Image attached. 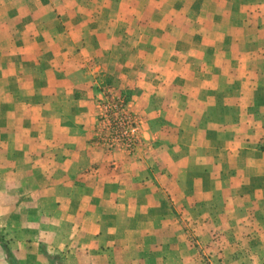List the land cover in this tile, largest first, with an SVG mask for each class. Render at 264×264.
I'll use <instances>...</instances> for the list:
<instances>
[{"label": "crops", "instance_id": "0c3cea01", "mask_svg": "<svg viewBox=\"0 0 264 264\" xmlns=\"http://www.w3.org/2000/svg\"><path fill=\"white\" fill-rule=\"evenodd\" d=\"M25 17L0 30V72L15 78L0 97V264H11L4 245L16 264H206L189 257L188 224L211 234L199 248L224 252L207 264H264V65L251 64L264 59L259 27L234 41L251 47L228 61V84L189 81L199 69L189 59L152 75L141 61L121 86L131 85L142 120L131 155L99 142L106 68L87 64L109 51L89 42L109 36L57 31L49 40L65 46L42 56L34 48L45 36L24 31Z\"/></svg>", "mask_w": 264, "mask_h": 264}, {"label": "rangeland", "instance_id": "374dc122", "mask_svg": "<svg viewBox=\"0 0 264 264\" xmlns=\"http://www.w3.org/2000/svg\"><path fill=\"white\" fill-rule=\"evenodd\" d=\"M263 4L264 0H0V30L11 31L18 27L15 19L26 16L29 25L24 26V31L45 36L34 48L42 56L44 50L65 46L57 47L56 42L49 40L57 31L109 36L107 40L97 42V45L94 41L89 42V48L97 51L100 48L106 49L109 55H91L93 58L87 65L89 68L100 63L105 65L106 70L102 73L104 91L111 93L130 92L128 88L131 85H125L124 88L121 86L124 82L131 83L132 78L136 77L134 69L137 70L143 64L141 61L151 66L152 75L155 70L162 74L167 61L175 67L173 72H179L181 63L185 64L184 60L189 59L191 63L185 65H194V62L199 65L197 71L189 72V81H205L211 76V80L220 81L223 85L236 80L233 74L227 73L228 61L232 65L242 62L244 58L239 52L251 47L234 42L237 37L252 32L255 34L256 30L252 27H259L263 41L255 46L258 48L264 45ZM18 6L19 9L16 8ZM71 19L86 21L75 24L69 21ZM33 21L38 22L33 24ZM215 46H218L217 52ZM26 50L29 53L31 49L27 46ZM123 50L126 54L122 53ZM221 51H229V55L224 53L225 57ZM188 52V57H181ZM251 61L253 66L264 65V59L256 55L252 56ZM121 66H124L123 72ZM211 68H214V74L210 73ZM115 76L118 80L117 85L113 86ZM14 81L10 72H0V97L9 96V90L5 89ZM223 107L226 106L220 105L221 114L225 112ZM235 107L243 108L238 105ZM256 107L260 111L262 106ZM207 111H212L211 106ZM202 220L204 224L208 223L209 216L205 215ZM187 230L188 239L196 248L190 251L189 257H199L207 264L212 255L216 258L224 256L223 250L210 251L198 247L200 244L197 241L205 245L204 242L211 240V234H204L201 238L189 224Z\"/></svg>", "mask_w": 264, "mask_h": 264}, {"label": "built area", "instance_id": "2783aa9c", "mask_svg": "<svg viewBox=\"0 0 264 264\" xmlns=\"http://www.w3.org/2000/svg\"><path fill=\"white\" fill-rule=\"evenodd\" d=\"M99 104L103 128L99 142L111 151L122 148L128 154L135 153L142 141V120L132 109L130 95L105 91Z\"/></svg>", "mask_w": 264, "mask_h": 264}, {"label": "trees", "instance_id": "16d2710c", "mask_svg": "<svg viewBox=\"0 0 264 264\" xmlns=\"http://www.w3.org/2000/svg\"><path fill=\"white\" fill-rule=\"evenodd\" d=\"M5 251L7 253V257L9 258L11 264H16L15 259H14L13 255L10 253V250H9V248L7 246H5ZM51 260L55 264H63L62 258H60L58 256H55V257L51 258Z\"/></svg>", "mask_w": 264, "mask_h": 264}]
</instances>
